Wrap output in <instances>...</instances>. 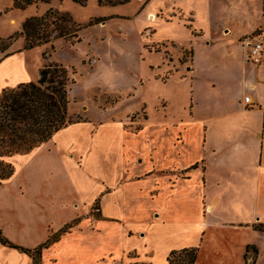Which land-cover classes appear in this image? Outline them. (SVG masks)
I'll return each instance as SVG.
<instances>
[{
  "label": "rangeland",
  "instance_id": "1",
  "mask_svg": "<svg viewBox=\"0 0 264 264\" xmlns=\"http://www.w3.org/2000/svg\"><path fill=\"white\" fill-rule=\"evenodd\" d=\"M101 1L87 0L83 5L51 0L21 10L14 7V0H0V38L16 37L4 51L0 43V60L24 48L25 39L19 33L29 16L53 9L68 12L80 26V41L53 38L28 52L30 60H41L40 69L57 64L67 70L69 114L83 120L63 127L59 136L42 144L32 157L19 156L10 162L15 182L9 187L56 193L64 207L72 202L78 213L72 221L75 226L85 219L94 221L93 216L101 218L99 202H95L101 196L104 213L117 218L106 220L109 227L101 232L91 230L98 241L101 236H112L106 246L95 243V251L111 252L132 241V245L153 246L159 253V241L168 233L172 239L168 227L176 211L168 191L159 187L158 193L154 187L165 174L150 157L151 150L157 141L166 144L173 133L171 121L186 115L192 83L215 78L210 74H220L222 67L241 76L238 64L250 65L241 46L250 34L239 38V46L212 34L211 29L237 18L240 24L250 22L230 8L234 3L230 0H212L210 22L207 12L200 20L197 13L189 16L177 9L178 5L185 9L184 0ZM191 5L193 10L200 6ZM253 5L256 9L260 3L246 0L239 9L254 12ZM226 33L228 29L221 32ZM253 36H264V29ZM26 73L21 69L12 80ZM69 211L62 209L63 216ZM190 219L194 220L192 212ZM213 230V239L206 236L201 246V234L179 242L198 248L196 264H264L263 232L250 225ZM240 244H244L242 251ZM144 257L141 260H147ZM110 263L106 258L95 264Z\"/></svg>",
  "mask_w": 264,
  "mask_h": 264
},
{
  "label": "crops",
  "instance_id": "2",
  "mask_svg": "<svg viewBox=\"0 0 264 264\" xmlns=\"http://www.w3.org/2000/svg\"><path fill=\"white\" fill-rule=\"evenodd\" d=\"M230 1H234L230 8L248 19L250 24L246 21L240 24L237 18L236 23L225 22L215 31L211 29V33L221 39L228 38L227 41L234 40L240 46L239 38L248 34L247 38L256 37L253 33L264 29V0H256L260 5L256 9L253 5L254 12L239 9L246 0ZM184 2H187L185 9L177 7L183 14L193 16L197 13L196 17L200 19L207 12L209 22L212 21V0ZM191 2L200 6L193 10ZM226 29L229 33L223 36L221 32ZM200 30L206 35L204 29ZM241 46L248 61L244 43ZM29 50L23 48L0 60V73H3L0 93L3 89L39 79L42 62L38 57L30 60ZM232 53L233 50L229 52ZM248 62L250 65L245 61L238 64L241 76H234L222 67L220 74H210L215 78L192 83L186 115L174 118L170 124L171 138L166 144L163 140L157 141L151 150L150 157L157 160L158 169H162L159 172L165 174L157 179L154 187L158 193L168 191L176 211L168 227L172 239L168 233V237L159 241V253L153 246L132 245V241L111 252H105V248L101 252L95 251V243L106 246L112 236H101L98 241L91 230L101 232L109 227L106 220L113 222L117 218L104 213L99 196L95 202L99 201L101 218L93 216L94 221L83 220L62 234L58 241L43 248L41 264H95L106 258L110 264H158L161 261L170 264L168 256L172 250L188 247L179 244L181 241L201 234V246L206 236L213 239V228L225 225L253 227L257 222H264V62L260 65ZM21 69L27 72L26 78L12 80ZM246 95L250 96V102L244 101ZM60 132L61 129L50 140ZM40 146L28 153L2 159L14 162L19 156L32 157L39 152ZM11 177L0 184V264H34L30 253L4 243L1 236L14 245L34 249L52 232L76 220L78 213L70 201L64 207L56 193L32 191L17 185L9 187L15 182ZM62 209L71 212L64 217ZM190 212L194 213L193 221ZM243 246L239 245L240 251ZM142 256L147 260H141Z\"/></svg>",
  "mask_w": 264,
  "mask_h": 264
},
{
  "label": "trees",
  "instance_id": "3",
  "mask_svg": "<svg viewBox=\"0 0 264 264\" xmlns=\"http://www.w3.org/2000/svg\"><path fill=\"white\" fill-rule=\"evenodd\" d=\"M51 0H14V7L25 10L37 3H50ZM85 4L87 0H74ZM102 1L100 0V3ZM80 26L68 12L49 9L40 16H29L19 33L24 37V49L52 42L53 38L80 41ZM1 39L2 51L8 49L12 40ZM10 54H6L8 56ZM69 77L62 65H45L40 69L37 81L24 82L14 88L3 89L0 93V184L9 179L14 166L2 159L5 156L24 154L47 142L52 136L70 123L83 120L71 118L69 114ZM99 202V201H97ZM99 212V207H98ZM75 222L66 224L62 229L52 232L48 239L34 249L24 248L10 243L1 236L4 243L22 249L34 257V264H41V251L58 241L62 234L68 232ZM254 229L264 233V222H257ZM198 248L187 247L172 250L169 253L170 264H196Z\"/></svg>",
  "mask_w": 264,
  "mask_h": 264
},
{
  "label": "built area",
  "instance_id": "4",
  "mask_svg": "<svg viewBox=\"0 0 264 264\" xmlns=\"http://www.w3.org/2000/svg\"><path fill=\"white\" fill-rule=\"evenodd\" d=\"M246 47L247 59L254 65L264 62V36L247 38L243 41ZM244 101L250 102V96L246 95Z\"/></svg>",
  "mask_w": 264,
  "mask_h": 264
}]
</instances>
